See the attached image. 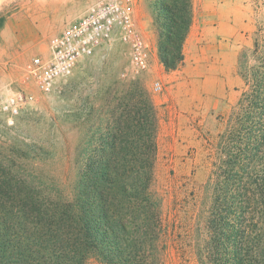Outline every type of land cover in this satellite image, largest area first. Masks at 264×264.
<instances>
[{"label":"trees","instance_id":"obj_1","mask_svg":"<svg viewBox=\"0 0 264 264\" xmlns=\"http://www.w3.org/2000/svg\"><path fill=\"white\" fill-rule=\"evenodd\" d=\"M154 8L158 56L173 71L184 63L192 0H157ZM239 73L236 120L214 146L210 201L195 211L197 264H264L263 27L241 52ZM130 97L70 194L0 151V264H167L175 235L152 191L159 113L143 86Z\"/></svg>","mask_w":264,"mask_h":264},{"label":"rangeland","instance_id":"obj_2","mask_svg":"<svg viewBox=\"0 0 264 264\" xmlns=\"http://www.w3.org/2000/svg\"><path fill=\"white\" fill-rule=\"evenodd\" d=\"M99 1L0 0V103L23 97L17 112L0 109V151L22 158L46 182L70 194L85 167V157L98 154L100 144L108 138L115 112L122 113L132 103L130 94L137 84L143 86L159 113L152 191L163 201L164 217L175 235L169 243L167 264H197L191 239L195 211L210 201L204 185L211 172L214 146L222 143L228 126L234 123L244 86L239 57L245 47L252 46L255 31L264 28V0H206L210 7L218 4L222 8L224 24L238 21L243 28L235 69L223 76L227 90L217 95L222 82L214 78L206 86V93L212 91L213 96L203 103L195 94L184 101L185 89L176 85L171 95L170 78L159 59L157 42L155 48L152 42L154 35L158 40L154 23L157 0H138L136 6V27L149 44L147 70L135 67L130 44L116 27L69 74L59 77L53 90L41 91L29 64L35 57L48 56L50 39ZM220 64L230 66V60Z\"/></svg>","mask_w":264,"mask_h":264},{"label":"built area","instance_id":"obj_3","mask_svg":"<svg viewBox=\"0 0 264 264\" xmlns=\"http://www.w3.org/2000/svg\"><path fill=\"white\" fill-rule=\"evenodd\" d=\"M138 0H100L84 16L69 23L50 39V54L35 57L29 64L43 92L54 89L59 77L70 73L80 58L91 54L112 31L119 27L131 47V59L138 70L150 66L149 44L136 27L135 13ZM23 97L0 103V109L17 112Z\"/></svg>","mask_w":264,"mask_h":264},{"label":"crops","instance_id":"obj_4","mask_svg":"<svg viewBox=\"0 0 264 264\" xmlns=\"http://www.w3.org/2000/svg\"><path fill=\"white\" fill-rule=\"evenodd\" d=\"M221 10L218 4L210 7L206 0H194L193 21L184 42V63L181 69L167 71L172 96L175 92L173 86L176 85L185 89L184 101H189V95L195 94L200 103H203L206 98L213 96L212 91L206 93V86L214 78L222 82V88L217 95H222L227 90L226 77L235 69L233 62L240 47L238 36L243 25L238 21L230 26L224 24L221 21ZM86 13L87 11L79 18ZM152 42L155 48L157 42L155 35ZM228 60L230 66L223 67L220 64Z\"/></svg>","mask_w":264,"mask_h":264}]
</instances>
